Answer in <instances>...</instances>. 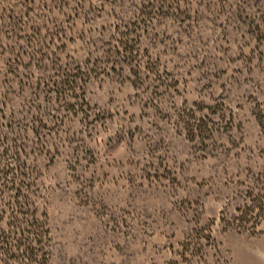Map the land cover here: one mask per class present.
<instances>
[{
  "label": "rangeland",
  "instance_id": "1",
  "mask_svg": "<svg viewBox=\"0 0 264 264\" xmlns=\"http://www.w3.org/2000/svg\"><path fill=\"white\" fill-rule=\"evenodd\" d=\"M8 166L48 264H264V0H0Z\"/></svg>",
  "mask_w": 264,
  "mask_h": 264
},
{
  "label": "trees",
  "instance_id": "2",
  "mask_svg": "<svg viewBox=\"0 0 264 264\" xmlns=\"http://www.w3.org/2000/svg\"><path fill=\"white\" fill-rule=\"evenodd\" d=\"M6 169L8 171L0 172V186L3 182L1 189L15 193V198L6 205V210H0V221L1 215L11 211L10 225L13 227L12 232H3L0 226V264H48L45 250L48 232L41 222L38 208L28 201L29 186L18 178L25 175L16 166ZM13 234L17 235V240L12 239Z\"/></svg>",
  "mask_w": 264,
  "mask_h": 264
}]
</instances>
